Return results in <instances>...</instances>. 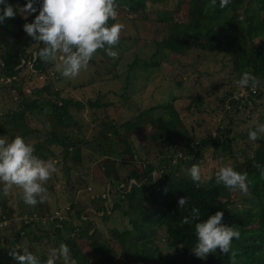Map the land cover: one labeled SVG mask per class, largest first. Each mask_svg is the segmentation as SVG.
Masks as SVG:
<instances>
[{
    "label": "trees",
    "instance_id": "trees-1",
    "mask_svg": "<svg viewBox=\"0 0 264 264\" xmlns=\"http://www.w3.org/2000/svg\"><path fill=\"white\" fill-rule=\"evenodd\" d=\"M7 2L19 9L28 0ZM115 4L117 18L109 24L124 25L120 41L113 47L118 58L98 50V57L89 64L93 72H100L99 78L77 85L63 79L56 69L58 61L45 64L34 55L43 45L27 36L23 25L34 20L40 0H34L37 12L27 19L17 11L14 18L0 24V138L11 141L19 135L34 146L37 157L57 162L50 180L58 182L59 196L54 204L55 210L62 212L61 217L51 211L43 226L31 219L20 220L17 228L11 224L1 227L0 264H18L9 255V250L17 246L26 247L43 262L49 250L61 243L69 247V264H231L219 249L206 259L197 258L192 251L195 223L217 211H223V224L241 234L239 240L232 241L234 264H264V179L253 167L264 165V134L256 141H250L247 135L264 123V0H230L224 9H220L219 0L215 7L211 0H187L183 4L174 0H115ZM153 4L160 6L157 13L176 10L178 20L155 19L148 36L136 26H127L150 15ZM221 16L223 22L219 21ZM192 49L203 52L200 61L208 59L214 67L204 77H218L221 91L188 94L183 110L191 121L189 125L174 107L178 98L173 91L184 87L185 71L178 79H166L168 90L163 92L162 101L149 106L130 102L125 89L81 99L69 93L68 88H81L97 80L121 75L127 78L138 67L187 65L182 58ZM168 56L175 65L169 60L163 62ZM103 65L119 71H101ZM243 72L260 82L254 91L234 83ZM39 77L41 82L37 84ZM108 94L117 99H108ZM119 99L132 110L131 115L126 109L115 115L107 112ZM83 110L89 122L80 115ZM100 110L103 115L98 117ZM212 119L218 121L209 127ZM144 126L149 127L148 132L134 142L131 136ZM105 141L120 144V153L126 158L107 157L109 165L101 167L97 160ZM207 150L220 162L223 157L230 158L226 165L247 174L248 196L216 185L215 173L196 187L188 169L193 164L200 166ZM92 163L100 180L89 168ZM93 180L101 187L99 194L89 192L88 183L93 184ZM49 181L44 185L47 191ZM3 187L0 183L1 211L9 215ZM181 196L188 198L184 208H178ZM193 208L199 209V221L191 220ZM114 216L123 224L121 227L114 224ZM185 217L191 222L182 223ZM66 220L70 222L69 232L63 228ZM32 230H36L33 235ZM78 242H83V248ZM45 244L49 248H44ZM17 251L22 254V249Z\"/></svg>",
    "mask_w": 264,
    "mask_h": 264
},
{
    "label": "clouds",
    "instance_id": "clouds-1",
    "mask_svg": "<svg viewBox=\"0 0 264 264\" xmlns=\"http://www.w3.org/2000/svg\"><path fill=\"white\" fill-rule=\"evenodd\" d=\"M213 7L216 0H211ZM230 0H219L220 9L228 6ZM19 11L25 19L37 12L34 0H28L23 8L15 9L7 0H0V24L12 19ZM117 18L115 0H40L38 14L30 23H25L23 29L27 36L42 43L34 55L43 63L56 62V69L64 78H75L82 69H86L98 50L112 59L118 58V52L113 47L120 41L122 23H112ZM234 83L241 89H252L259 86L256 76L243 72ZM264 134V123H259L254 130L247 133L250 141H256ZM34 146L26 143L24 138L16 136L11 141L0 138V183L3 193L8 195L13 187L21 189V199L28 206H36L48 201L47 188L44 186L57 171L56 161L44 160L34 154ZM264 179V165L254 164ZM189 175L196 187H201L212 177L202 176L201 168L193 164L188 169ZM216 185H222L230 192L239 191L244 196L249 195L247 174L236 171L231 165H224L215 172ZM166 191V189H165ZM178 208L188 204L187 196H181L177 201ZM223 211H217L207 219L195 223L196 243L192 249L199 259H206L219 249L221 254L228 255L234 264L235 251L232 241L240 239V232L232 226L222 223ZM191 220L199 221V209H192ZM185 217L182 223H190ZM17 249H22V254ZM9 255L18 264H69V247L61 243L58 248L49 250L47 258L42 262L26 247L17 246L9 250Z\"/></svg>",
    "mask_w": 264,
    "mask_h": 264
},
{
    "label": "rangeland",
    "instance_id": "rangeland-1",
    "mask_svg": "<svg viewBox=\"0 0 264 264\" xmlns=\"http://www.w3.org/2000/svg\"><path fill=\"white\" fill-rule=\"evenodd\" d=\"M187 0H174L175 3H184ZM159 4H153L150 8V15H143V20L141 21H136L135 23L132 24H127V26L134 27L136 26L138 30L143 34L144 36H148L151 34V30L153 28V23L155 19H164L167 20L169 18L175 19L179 18V14L176 10L174 9H162L157 13V10L159 9ZM121 12V11H119ZM224 17L221 16L220 20L221 22L224 21ZM254 23V20H253ZM160 26V23L157 25ZM128 33H130L127 30ZM158 32V29L156 31V34ZM255 40V39H254ZM178 56V55H175ZM205 54L202 52H198L197 49H192L186 56L182 58L183 61L187 63V65L179 66L176 64L177 68H170V65L165 63L163 66L160 67H150V68H144V67H138L134 71L130 72L128 77L125 78L124 75L119 76L116 79H105V80H97L93 82L91 85H86L81 88H76L73 90L69 89V93L71 96H74L76 98H93L95 97L98 93H104L107 90H114L116 92L122 91L125 89V92L128 94L130 97V102L136 101L142 106H149L152 102H160L162 101L161 98H163V92L168 90V85L166 83L167 80L173 76V79H178V77L182 74V71L186 73V81L184 83V87L177 89L173 91L175 96H177L178 100L174 104V107L177 109L179 112L180 116L183 118V122L185 125H189L191 121L189 118H185V112H184V107L188 101L187 96L189 93H195V94H202L203 92H218L220 93L221 91V86L219 85L220 80L218 77L211 78L210 80L206 79L204 75H209L208 73H212L214 71V67L208 63V59L201 60L199 58H203ZM94 57H98L97 54L94 55ZM93 57V58H94ZM169 60L168 58L165 57L163 58V62H167ZM170 61V60H169ZM171 62V61H170ZM199 62V63H198ZM171 63H175L174 60ZM192 63V64H190ZM99 63H95V65H98ZM175 65V64H174ZM200 65V66H199ZM101 71H104L105 69L110 68L109 71H111L113 74L118 73V69L115 67H109L107 68L105 65L101 66ZM184 68V69H183ZM99 73L100 72H93V68L90 64H88L86 69H82L79 75H77L75 78H64L66 81H70L72 85H77L81 84L83 82L89 81L91 78L92 79H98L99 78ZM184 76V75H183ZM167 79V80H166ZM37 84H40L41 78H37ZM127 80V81H126ZM110 100H116L117 98L114 97L112 94H108L106 96ZM120 101L115 104L114 106H109V109H107V112L110 113L111 115L118 114L121 110H125L127 108V104L122 103V100L119 99ZM130 110L131 113L128 111V114H132L131 109H126ZM127 113V112H126ZM98 117H101L103 115V112L97 111L96 113ZM80 115L89 122V117H87L86 110H83L80 112ZM206 117V116H205ZM53 119V118H52ZM213 120V121H212ZM210 120V124L208 125L211 127L215 122H217V119H212ZM87 129L91 130V123H88ZM149 127L144 126L141 128V130L134 135L131 136V139L134 142H137L144 134L148 132ZM44 140H47L46 137L43 138ZM239 140H237V144H239ZM53 143H50L49 146H52L54 151L57 152L58 148L56 149L55 146H53ZM104 145V151L102 156L99 157L97 160L99 164L101 165H109L105 161V159H108L107 157H111L109 159H120V158H126V155H122L120 153L121 151V145L118 143H111L108 141H105L103 143ZM210 150H207L206 153L204 154V158L200 161V168L202 172V176L204 177H209L213 173L217 171L219 168V165L224 166L226 164H230V158L228 157H223L221 162L217 159H213L210 156ZM119 163V162H117ZM122 167V165H120ZM94 172V163L90 165V167ZM130 170L133 169L132 166H129ZM96 173V172H95ZM97 174V173H96ZM99 177L97 179L100 180V175L97 174ZM104 176V175H102ZM51 184H54V186H51ZM58 182L53 183L51 180L49 181L48 184V196L49 199L47 201V204H40L38 203V207H33V206H28L26 205L23 200L21 199V189L15 188L11 189L8 195H5V207L6 211L8 213H3L1 211V204L3 203V199L0 198V220H4L5 224L0 226V227H5L7 225L13 226V228H17L18 223L20 220L22 221H29L31 219L35 220L36 223L40 224V226H43L45 223L43 221L47 216H51L50 212L52 214L54 213L55 215L59 214L62 217V212H58V210H55V198L59 196L58 192L56 191ZM88 187H90L89 192L91 194H99L101 192V187L100 185L96 184L93 180L92 183H88ZM54 193L56 195H54ZM82 193V190H79V194ZM29 207V208H28ZM51 207V208H50ZM49 208V209H48ZM48 209V210H47ZM20 210V214H18V211ZM28 211L31 212V214L28 215ZM6 216V217H5ZM114 224L116 226L121 227L123 224L116 218V216L111 217ZM95 220V218H93ZM42 221V222H41ZM109 223V222H108ZM107 224V223H106ZM113 224V225H114ZM110 225H112L110 223ZM69 227H70V222L69 220H66L64 223V230L69 232ZM103 229V233L107 234ZM36 230H32V235ZM7 233H10L7 230ZM32 235L29 233L27 235L28 239L32 238ZM75 235V234H74ZM76 237V235L74 236ZM78 244L83 248V242H78ZM31 248L36 249L35 245L32 244ZM44 248H49L48 244H45ZM49 250V249H48Z\"/></svg>",
    "mask_w": 264,
    "mask_h": 264
},
{
    "label": "built area",
    "instance_id": "built-area-1",
    "mask_svg": "<svg viewBox=\"0 0 264 264\" xmlns=\"http://www.w3.org/2000/svg\"><path fill=\"white\" fill-rule=\"evenodd\" d=\"M5 221L4 220H0V226L4 225ZM1 228V227H0Z\"/></svg>",
    "mask_w": 264,
    "mask_h": 264
}]
</instances>
